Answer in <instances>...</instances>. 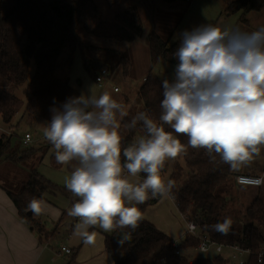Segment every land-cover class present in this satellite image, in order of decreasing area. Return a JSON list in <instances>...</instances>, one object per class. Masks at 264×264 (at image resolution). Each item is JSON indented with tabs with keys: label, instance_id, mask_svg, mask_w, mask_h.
<instances>
[{
	"label": "trees",
	"instance_id": "trees-1",
	"mask_svg": "<svg viewBox=\"0 0 264 264\" xmlns=\"http://www.w3.org/2000/svg\"><path fill=\"white\" fill-rule=\"evenodd\" d=\"M103 1L113 11V17L102 16L96 0H0V116L4 125L14 130L13 133L2 134L0 137L1 168H15V163L28 158L35 150L30 147L19 151L13 141L14 137L18 138V135L15 136V128L20 124L19 121L13 125V120L21 110L28 120L42 118L49 122L52 108L61 107L69 97L80 96L77 88L69 82L74 54L78 49L81 51L84 67L95 80L100 69L107 68L110 72V63H114L121 75L129 76L135 68L134 59L123 46L146 35L149 68L143 74L137 89V95L143 104L140 109L131 107L119 120L127 128L126 136L121 137V149L135 143L139 134H145L141 122L135 128L129 127L132 118L139 112H146L157 123H162L159 117L163 98L161 82L164 78L154 72V67L161 59L177 64L172 54L178 48L180 39L173 43L170 40L187 11L190 0H151L153 11L159 1L166 11L179 13L175 25L166 32L167 35L155 26L146 33L144 18L133 0ZM224 4L227 15L241 10L243 13L240 20L247 22L245 14L251 10H259L264 5V0H224ZM103 54L105 58L97 57ZM1 81L10 83L13 88L5 87ZM22 85H25L24 98L14 93ZM127 99L125 98L126 104ZM163 126L185 145V150L181 153L184 166L178 161L174 162L170 177L174 186L167 194L174 199L180 212L189 221L195 222L198 229L213 241L238 245L251 251L262 250L264 187H261L264 182L257 186L260 188L258 193L262 191L261 195L252 197L247 204L243 220H239L241 217L231 218L232 224L226 235L211 228L228 217L226 210L232 198L231 194L229 196L228 186L236 184L235 176H260L245 169L252 164L233 171L218 154L212 153L210 156L206 149L192 148L188 145L186 135L176 134L169 125ZM121 161H124L122 152ZM53 164L61 166L56 162L55 155ZM77 166L78 163L75 162L74 167L69 164L68 169L73 171ZM263 167L264 164L260 171H263ZM140 175L145 177L143 173ZM5 179L0 178V186L7 191L22 219L42 240L48 239L53 233L45 228L41 215L34 214L28 208L29 202L33 198L44 201L48 192L61 193L74 201L79 199L67 187H59L36 169L30 171L28 178L19 187L12 184L9 186ZM160 197H150L143 204L137 205L142 219L135 230L116 228L105 236V248L115 264H230L221 254L189 258L181 250L195 248L199 243L197 238L189 234L184 242L177 244L181 252L176 253L173 239L144 217L145 209ZM234 220L242 224L236 225ZM119 232L127 235V240L123 243L117 237ZM243 264H264V256L261 261L253 257Z\"/></svg>",
	"mask_w": 264,
	"mask_h": 264
},
{
	"label": "clouds",
	"instance_id": "clouds-1",
	"mask_svg": "<svg viewBox=\"0 0 264 264\" xmlns=\"http://www.w3.org/2000/svg\"><path fill=\"white\" fill-rule=\"evenodd\" d=\"M172 55L177 60L173 78L161 82L162 123L139 112L129 127L141 122L145 134L123 150L116 116L125 113L109 92L98 97L82 93L51 109L43 135L58 164L78 163L65 184L79 198L68 215L79 219L75 227L85 243H93L94 233L88 232L93 226L105 232L135 230L142 219L137 205L173 188L174 181L165 183L161 172L185 145L163 125L186 135L192 148L218 154L233 171L250 164L264 146V26L245 31L201 24L180 34ZM125 170L145 178L133 183ZM44 207L36 198L28 204L37 215ZM231 224L225 217L211 228L226 235ZM126 240L122 235L120 243Z\"/></svg>",
	"mask_w": 264,
	"mask_h": 264
},
{
	"label": "rangeland",
	"instance_id": "rangeland-1",
	"mask_svg": "<svg viewBox=\"0 0 264 264\" xmlns=\"http://www.w3.org/2000/svg\"><path fill=\"white\" fill-rule=\"evenodd\" d=\"M206 1V0H205ZM205 1H202L199 3V5L194 8L193 12L188 11L185 18L181 21L175 32L173 33V36L170 40V43L175 42L176 40L180 39V34L184 30H191L193 27L199 26L201 24L208 23V17L211 14V7H210V1L208 3H205ZM99 11L102 16L111 18L113 17L114 13L111 9H109L105 2L103 0H96ZM134 3H136L140 11L142 13V16L145 21L146 25V33L151 30L152 27H157L159 31L165 32L164 35H167L169 29L173 27L178 19L179 13L172 12L170 10H165L164 5L162 2L157 1V5L155 7V11H153V3L151 0H133ZM154 12V13H153ZM154 17V18H153ZM219 23V22H218ZM126 44V43H125ZM125 47L129 51V53L132 55L134 59V65L135 68L132 70L131 75L129 76H123L119 73V69L117 67H114V63H110V72L107 75V81L105 83L103 82H97L86 70V68L83 65V59L81 55L80 49L76 50L74 54V60L73 65L71 67L70 73H69V82L72 86L77 88V90L80 92V95L83 93L85 95H95L99 96L103 92L107 91L110 93L113 99H115L119 104L122 105L123 112L127 114L129 112V109L131 107H140L141 101L137 95V89L139 87V84L142 81L143 74L148 70L149 68V52L146 42V35H143L142 37L137 38L134 42L127 43ZM98 58H105L103 55H97ZM110 61L108 60V63ZM174 68L175 65L171 62H168L167 60L161 59L157 62L156 66L154 67V72L163 77L164 79H172L174 75ZM33 71V68H32ZM2 85L5 87L12 89L13 86L6 82L1 81ZM114 84L119 85L120 87V93H114L113 86ZM25 86V85H24ZM24 86H19L17 89H15L14 93L18 96L24 98L23 94V88ZM127 99L128 103L126 104ZM125 100V101H124ZM138 109V108H137ZM131 112V111H130ZM124 114V115H125ZM123 115H121L119 112H117V123L119 124V134L120 136H124V133L127 134V128L119 123L120 118ZM17 121H20L19 126L16 129V135L23 134L24 131L28 130L32 134V141L27 144L23 145L21 148L26 149L30 147H34V151L32 152L31 156L28 158H25L21 160V162L15 163V168H1L0 167V174L1 172H4L6 174L5 181H7L8 185L11 186V184L15 183L16 176L23 177L20 180L25 181L28 178V174L24 173L25 170H31L36 169L40 174H42L44 177L49 179L54 184L58 185L59 187H66L65 181L68 179L72 173V170L68 169L69 164L74 167L76 161H71L67 165H62L60 167H56L53 164V157L55 155V149L51 145L50 142H48L43 135V130L46 127L48 121L43 120L42 118H38L36 120L39 123H33L31 125L30 120L27 119L25 113L23 110L20 111V113L16 116ZM3 121L0 124L3 126ZM7 128V127H6ZM142 137L141 134L138 135L137 139ZM17 139L19 141H17ZM21 138H13V141L18 144L20 142ZM136 139V140H137ZM175 161H178L181 163V165L184 166V160L181 155V153L175 158V159H168L165 161V166L162 169L161 175L165 180V183L167 180L170 179L171 173L173 170V164ZM252 165L247 166L245 169L250 171V173L259 174L264 177V169L263 171H260L261 167L264 164V146H261V151L258 156H253V159L251 161ZM1 166V165H0ZM264 168V167H263ZM186 171V170H185ZM30 174V173H29ZM131 182L135 183L140 179L136 177H132L129 174L126 176ZM185 178V177H184ZM232 183V182H231ZM264 187V185L261 187V189ZM228 189H230L229 196L230 197V203L227 207L226 213L229 218H235V217H241L239 220L242 219V215L245 211V208L247 204L249 203L250 199L254 196L261 195L262 191L258 193V190L260 188H257V186H249V187H239L236 188L234 184H231L228 186ZM52 201L54 202L55 206H57L60 209H65L66 205L68 204L67 197L62 194H55L52 195ZM77 202L74 201L73 204ZM71 204V206L73 205ZM68 209L66 210V212ZM66 215V216H65ZM65 218L68 216L65 213ZM47 219L48 223H52L51 220H54L53 224H57V220L51 219L48 217ZM64 218V220H65ZM232 218V219H233ZM236 221V222H235ZM236 225H241L242 223L238 220L233 221ZM98 228H100L97 225ZM101 229V228H100ZM124 235L123 232H119L117 236L119 238ZM60 236H58L59 238ZM82 237V235L79 234V239ZM83 239V237H82ZM203 254V253H199ZM205 254V253H204ZM224 254L228 255L227 252ZM232 264V263H230Z\"/></svg>",
	"mask_w": 264,
	"mask_h": 264
},
{
	"label": "crops",
	"instance_id": "crops-1",
	"mask_svg": "<svg viewBox=\"0 0 264 264\" xmlns=\"http://www.w3.org/2000/svg\"><path fill=\"white\" fill-rule=\"evenodd\" d=\"M205 0H190L187 11L182 20L187 15V12H193L194 8L200 2ZM211 14L208 17V23L218 25L221 27H239L245 31H254L261 26H264V5L259 10H251L245 14L247 22L240 20L243 11H237L231 15H227L224 11V0H209ZM208 0L205 3L209 2ZM181 20V21H182ZM219 22V23H218ZM181 23V22H180ZM142 102L140 109L142 107ZM1 122L2 118L0 116ZM13 120V125L19 121ZM35 120H30L33 123H39ZM3 124V123H2ZM7 127V128H6ZM18 129V128H15ZM13 129L0 124V137L2 134L9 135L13 133ZM30 133L28 130L23 134L18 135L20 142L15 143L16 148L24 150L21 147L29 143H24V135ZM31 134V133H30ZM126 136V133H124ZM121 136V137H124ZM32 137V134H31ZM17 141H19L17 139ZM34 148V147H33ZM27 149V148H26ZM21 162V161H20ZM33 170V169H31ZM31 170H25L24 173L29 175ZM6 174L1 172L0 178H5ZM127 176V175H126ZM262 176V175H261ZM140 181L141 177L137 176ZM23 177H17L15 183L12 185L19 187L23 183L20 180ZM264 178V177H263ZM236 188L246 187L234 184ZM61 193H46V199L43 201L46 207L41 212V220L45 224L51 236L48 239H40V236L33 231L29 225L19 215L16 206L9 197L7 191L0 186V264H115L111 255L105 248V236L112 232H105L103 229L93 226L88 228L89 234L94 233L93 243L88 244L84 242V238L79 239V232L76 229V224L79 219L68 215L66 210L71 208L74 200L67 198L68 204L65 209H60L55 206L52 201V195ZM65 213L68 215L65 218ZM65 215V216H64ZM57 220V224L48 223L47 219ZM144 217L153 223L158 229L168 234L174 242L180 244L186 240L188 235L187 224L185 216L180 212L174 199L170 195H162L156 203L149 205L144 211ZM65 218V220H64ZM58 236H60L58 238ZM118 237V236H117ZM119 238V237H118ZM65 244L73 250L72 254H66L61 251V246ZM264 249V244H263ZM189 258L193 259L199 256H213L216 255L214 251L208 254H199L200 252L195 248H187L181 250ZM223 256L229 257L223 254ZM248 258L247 254L238 255L237 259H233L232 264H236L240 259Z\"/></svg>",
	"mask_w": 264,
	"mask_h": 264
},
{
	"label": "built area",
	"instance_id": "built-area-1",
	"mask_svg": "<svg viewBox=\"0 0 264 264\" xmlns=\"http://www.w3.org/2000/svg\"><path fill=\"white\" fill-rule=\"evenodd\" d=\"M109 71L107 68H102L99 70L97 76H96V81L97 82H103L105 83L107 81V75ZM113 90L115 92L120 91V87L118 85L113 86ZM32 137L30 133H26L24 135V143H29L31 141ZM124 175H128L127 171L125 170ZM141 177V181L145 178L141 176L140 174L138 175ZM238 177H243L245 178L246 181L248 182H242L238 180ZM264 182L263 176H258V175H250V174H237L235 176V183L240 186H261ZM186 219V224H187V232L189 235L197 238L199 240L198 245L195 247L196 250H198L201 253L208 254L212 251L215 252V254H221L223 255L225 252L228 254L230 253L229 257H226V259L232 263L231 261L233 259H237L238 255H242L244 253L247 254L248 258L246 259H240L236 264H243L245 262H249V260L253 257H256L258 261H261L262 257L264 256V249L259 250V251H251L250 249H243L238 245H225L220 242L213 241L209 239L205 234H203L199 229L198 226L195 222L189 221L187 217L185 216ZM174 246L176 248V253H180V249L177 246V243L174 242ZM61 251H64L66 254H72L73 250L68 247L67 245L63 244L61 246ZM226 255V254H225Z\"/></svg>",
	"mask_w": 264,
	"mask_h": 264
}]
</instances>
